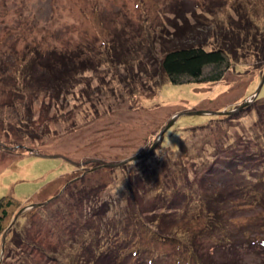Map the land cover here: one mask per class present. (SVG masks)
Segmentation results:
<instances>
[{
  "label": "rangeland",
  "instance_id": "obj_1",
  "mask_svg": "<svg viewBox=\"0 0 264 264\" xmlns=\"http://www.w3.org/2000/svg\"><path fill=\"white\" fill-rule=\"evenodd\" d=\"M248 17L264 31V0H0V199L14 202L0 264H264V206L248 203L264 196V172L237 182L225 160L213 166L223 145L264 144V61L239 44ZM184 45L230 49L229 66L204 69L221 80L169 81L161 59ZM36 46L88 61L62 92L26 90L19 70ZM182 192L219 209L223 228L206 232ZM214 193L231 199L215 205Z\"/></svg>",
  "mask_w": 264,
  "mask_h": 264
},
{
  "label": "trees",
  "instance_id": "obj_2",
  "mask_svg": "<svg viewBox=\"0 0 264 264\" xmlns=\"http://www.w3.org/2000/svg\"><path fill=\"white\" fill-rule=\"evenodd\" d=\"M248 18H244L245 21H247V23L243 24V28H242V30H245L246 32V38L243 41H241L239 44L240 46H244L245 43H247L249 44V46H253L254 50H256L257 54H259V57L261 56L262 60L264 61V31H261L259 27L257 26V24L256 23L254 24V22L250 18L249 19ZM240 30L241 29L239 28L238 31ZM236 36L238 35L235 34V36L233 37L236 38ZM229 50L230 49H226L222 47H217L216 49L207 50L202 45H184L180 47L177 46L165 52V54L163 55L161 59L160 67L162 68L165 75H167L169 81L173 83L182 82V78L184 77L188 78L189 81L190 80L219 81L223 77L222 72H218V71L214 72L205 78L204 69L208 66H214L218 69L221 68L223 65L229 66L231 62V58H232L231 51ZM31 58H32V60L30 61L31 66L30 68L27 67L25 72H24V69L26 68V66L21 65V68L19 70V74L21 78L20 81L22 80L23 84L24 83L27 84L26 81H28L29 86L33 88L35 86H33L32 83L34 82L35 84L36 81H39L41 82L40 85H43L44 91H48L47 89H50V90H54V91L57 90L61 92L67 89L68 85L72 82V80L76 79V76L84 71L82 70V66H84L86 62L88 61V60H80L79 62H77L76 60H74V57L72 55L67 54V52H63V51L58 52L54 50L51 53L43 54L40 51L39 47L37 49V46H36V49L33 51ZM23 88L27 90V85L24 84ZM57 96H59V94H57ZM262 106L264 108V105ZM261 108L262 107H258L255 110H257V113H258V121L263 126L264 117L261 112ZM214 160L215 162L213 166H218L220 165L219 164L220 161L225 160L226 162L224 163L222 162L221 166H224V169L226 170V172H230V174H232V178L237 181L239 175L240 176L244 175V172H249V174L251 175L252 173L258 170L261 171V173L262 171L264 172V144H260V146L258 145L256 147H251V150L248 148H242L241 143H238L236 145L230 144L228 146L223 145L221 148H218V152L215 155ZM255 162L260 163L258 165L259 168L257 166H252V164ZM202 170H204V168H202ZM206 173L209 175V177L213 176L212 170L211 169L209 170V168ZM249 174L247 173V176ZM157 177L158 175L156 172L147 170L145 173V176L143 177L144 184L146 185L150 183L152 187L154 183H158L156 181ZM175 180H176L175 184L177 185L179 183H182L181 180L180 181L178 180V177ZM262 180L263 178L260 179V181ZM163 184H169V183L165 181ZM155 185L157 184H154V186ZM161 188L162 186L159 185L157 188H155V191L157 190L160 192L162 191L160 195L161 197H163V194L167 191H164V189L162 190ZM245 188L246 187H244L243 185H240V186L237 185V187H234L233 192L243 193L246 191L250 192L252 190V187L251 188L248 187V189L246 188V191H245ZM81 191H82L81 193L83 194V196H81L82 202H84L85 204L88 203V207L89 208L93 207V211L96 212L95 214L93 212V217L95 218L96 215L102 214L101 210L102 208H104L105 204H101V206L99 207L100 209L97 208L98 203H97V200L94 199L98 195L96 191H94V189L92 190L83 189ZM246 195H248V192L246 193ZM182 196L186 198L185 199L186 201L185 203L187 207L186 210L191 211L195 209L199 211L198 214H206L207 217L203 218L207 224L206 230H205L206 232L210 233V232L215 231L216 229L223 228V224L221 223L220 219L215 217V215L219 212V209H215L216 207L214 208L211 207L210 210H207L203 208V206L200 205V203L198 205H196L197 203L196 204L192 203V200H194V197H189L187 193H183ZM229 196L230 195L226 196L223 193H214L213 198H215L216 200L215 205L219 204L221 207H224V205L222 204H224L225 202H228V200L231 199ZM254 196L256 198L254 197L253 200L251 199L250 201L252 202H249L247 200L248 203L249 204L254 203V204L264 206V196L260 198L257 195H254ZM208 199L211 200L212 198H208ZM233 202H235V200L231 201V204ZM13 203L14 202L12 201V199H7L6 197H3L0 199V239L2 235L4 234L5 230L7 229V226L5 225V220L9 214V210H10L9 208ZM191 204H194V205L191 206ZM247 205L248 204L242 205V206H247ZM208 206L210 207V203ZM37 208L40 210V212H43V210L46 207L44 205L42 207H37ZM96 208H97V211H96ZM34 210H36V208ZM211 214L213 215L212 217H210ZM127 216L128 217L124 216L123 224L125 223L127 224V222L128 223L131 222V221H128V220H131L130 215H127ZM91 221L92 220H89L87 222L90 223ZM115 228L117 227L115 226ZM16 229H18L17 224L14 225L12 229V233ZM217 240L218 239L216 238V241ZM230 240H234V239H230ZM16 244L19 245V243H16ZM28 246L31 247V249H35V250L37 249L35 245H32V243H29V245H27L26 247L29 253H30V250ZM85 264H87V262H85Z\"/></svg>",
  "mask_w": 264,
  "mask_h": 264
},
{
  "label": "water",
  "instance_id": "obj_3",
  "mask_svg": "<svg viewBox=\"0 0 264 264\" xmlns=\"http://www.w3.org/2000/svg\"><path fill=\"white\" fill-rule=\"evenodd\" d=\"M263 82H264V77H263V79H262V81H261V85H260V87H259V91H260V88H261V86H262V84H263ZM258 91V92H259ZM196 113H198V114H203V111H198V112H196ZM171 124L172 123H169L166 127H165V129L163 130V132L161 133V137L164 135V133H165V131L171 126ZM105 165H107V166H116V164H105ZM45 203H40L39 205H44ZM5 234H6V232H5ZM5 234L3 235V240L5 239Z\"/></svg>",
  "mask_w": 264,
  "mask_h": 264
}]
</instances>
